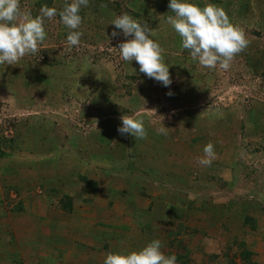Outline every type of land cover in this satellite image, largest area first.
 Here are the masks:
<instances>
[{
  "label": "rangeland",
  "instance_id": "rangeland-1",
  "mask_svg": "<svg viewBox=\"0 0 264 264\" xmlns=\"http://www.w3.org/2000/svg\"><path fill=\"white\" fill-rule=\"evenodd\" d=\"M38 1L20 0V5L35 17ZM53 1V7L63 8L65 0ZM108 2L94 11L83 8L78 45L67 44L69 30L57 14L45 20L46 39L35 55H25L17 65L0 64V135L13 138L15 146L0 158V264H103L109 251L144 246L136 244L135 235L151 217L150 199L171 205L174 194L183 213L189 200L184 204L182 198L197 206L232 204L228 221L193 212L175 221L161 219L167 235L161 239L179 246L176 240L182 237L187 244L182 253L187 258L177 264H264V0H198L201 6H222L249 41L227 70L191 59L167 23L162 0ZM122 12L154 29L169 65V87L141 73L135 60L121 58L117 47L126 38L122 32L113 38L110 23ZM18 71L32 72L34 81L28 84ZM123 83L134 84L130 95H124L128 86ZM125 114L166 134L158 143L150 134L139 140L121 135L117 128ZM12 121L19 124V135ZM35 126L40 137L45 135L40 143L33 136ZM113 127L116 139L99 144V136ZM209 141L215 145V163L201 165L198 157ZM107 153L116 161L101 162ZM170 163L175 169L170 165L165 172ZM65 196L73 199L71 212L62 209ZM247 214L256 219V229L245 225ZM177 225L185 235L175 234ZM48 238L57 249L43 246ZM78 242L88 246L77 250ZM243 245L252 253L250 260L241 255Z\"/></svg>",
  "mask_w": 264,
  "mask_h": 264
},
{
  "label": "clouds",
  "instance_id": "clouds-1",
  "mask_svg": "<svg viewBox=\"0 0 264 264\" xmlns=\"http://www.w3.org/2000/svg\"><path fill=\"white\" fill-rule=\"evenodd\" d=\"M88 5L89 0H65L59 10L42 5L39 14L33 17L30 11L21 8L20 0H0V64L17 65L25 55H35L46 39L45 20L57 14L69 30L67 44L78 45L83 35L81 9ZM168 7L173 14L166 20L180 36L181 47L189 50L193 61L206 68L229 69L234 56L249 43L242 27L218 4L205 2L201 6L198 0H169ZM110 24L115 26L111 33L113 38L120 32L126 38L117 47L121 58L135 60L141 73L169 87L172 83L169 65L164 61L159 41L153 38L154 29L149 23L122 12L114 16ZM168 94L171 95V91ZM120 119L117 131L121 135H131L137 140L147 137L142 118L125 114ZM158 131L166 134L164 128ZM202 151L198 162L210 166L216 156L214 143L209 141ZM103 264H177V256L166 254L162 241L154 238L138 249L109 251Z\"/></svg>",
  "mask_w": 264,
  "mask_h": 264
},
{
  "label": "crops",
  "instance_id": "crops-1",
  "mask_svg": "<svg viewBox=\"0 0 264 264\" xmlns=\"http://www.w3.org/2000/svg\"><path fill=\"white\" fill-rule=\"evenodd\" d=\"M29 68L31 67V66H28ZM21 73H23L22 75H21V79L22 80H28L27 82H28V84H30L31 82H33L34 80H33V78H34V76L35 75H33V73L32 72H28L27 71V73H25V72H22V71H18L16 74L17 75H19V74H21ZM53 78V77H52ZM38 79H39V76H38ZM33 80V81H32ZM216 117V116H215ZM115 123V122H114ZM115 126H116V123L114 124ZM109 126V125H108ZM106 130V129H105ZM146 130H147V136H148V134H150V136H152L153 135V137H155L156 138V142L158 141L159 142V139H162L163 138V135L158 131V127H156V126H152V125H147V128H146ZM116 135H117V132H116V130H114V127L113 128H107V130L105 131V133H104V135L102 134V135H100L99 136V141H98V143L99 144H101V145H103V144H105V145H107L109 142H110V140L111 139H116ZM43 136H45V135H42L41 137L39 136L38 137V140H39V143L41 142V140H42V137ZM46 137H48V139H49V135L47 134L46 135ZM77 140H78V138L77 137H75ZM121 138H122V141L121 142H123V137L121 136ZM80 139V138H79ZM50 140V139H49ZM77 140H74L75 142H77ZM72 142H73V140H72ZM157 142V143H158ZM124 143V142H123ZM161 144V143H160ZM45 145H47V143H45ZM94 148V147H93ZM185 148L187 149H190L187 145L185 146ZM95 149V148H94ZM182 149H184V148H182ZM93 150V149H92ZM92 150H89V151H92ZM48 151L49 152H53V150H52V148H51V146H49V149H48ZM165 151H162L161 153H160V151H159V153H158V155H161V154H163ZM157 155V156H158ZM94 156H98V154H94ZM99 157V156H98ZM102 161L101 162H104V161H107V159H106V156H102ZM151 160V159H150ZM152 162H153V164L155 165V170H157V167H158V164H157V159H156V157L155 158H153L152 159ZM217 162V161H216ZM212 163H215V162H212ZM211 163V164H212ZM217 164V163H216ZM148 165H149V163H148ZM147 165V166H148ZM170 165H173L172 166V168L173 169H175V165L173 164V163H170L169 165H166V166H164V171L166 172V167L167 166H170ZM215 168H213V170H214ZM220 169V168H219ZM163 171V170H162ZM209 171L211 172V170L209 169ZM178 172H183L181 169H178ZM150 180H148V182H149ZM176 182V178L174 177L173 178V181H172V183H175ZM109 184H110V180H109V182H108ZM150 183H152L151 185H154L155 184V182H150ZM172 183H170V184H172ZM203 183H201V185H202ZM159 186V185H158ZM158 186H154V187H158ZM159 187H162V186H159ZM158 187V188H159ZM195 187H196V185H195ZM104 188V185L103 186H101L100 185V189H103ZM162 188H166L168 191H169V188H167V186L166 187H162ZM195 189H197V190H199L197 187L195 188ZM174 195H176L177 197L174 199L176 202H178V203H176V202H174V203H172L171 205H168V204H170L172 201H170V203H168L167 205L166 204H159V205H155L154 204V201H153V199H156V197L154 198H152V199H150V203H149V206H148V209L150 210L149 212H150V214H151V217H150V219H147V220H145L144 221V223H143V227H142V229H144V230H139L138 232H137V235H135V237H136V239H138V241H137V245H141V243H144V242H146L145 244H147L148 242H150L152 239H154V238H159L161 241H162V243H163V251L166 253V254H172V253H176V255H179V256H182L183 254V252L184 251H186V249L187 248H185L186 247V245L187 244H184V245H182V237H180L179 238V240H176L178 243H179V246H175V245H172V243H171V241L170 242H166V240L167 239H161V237L162 236H166L167 237V235H165V233L164 232H166V231H164L163 230V228H162V225H163V223H165V222H161L162 220H174L175 221V219L176 220H178L176 217H181V216H185L186 214H190V215H192V212L193 213H195L196 215H201L202 217L204 216V214L206 213V214H209V213H211V215H210V217H209V220H215V219H221L219 222H222V221H224V220H226V221H228V220H230V218H228L227 216H226V214H227V212H228V210H229V208L231 209V202L229 201L228 202V204H224V203H221V202H219V201H210V202H208V203H204V204H202L201 206H197V205H195L194 203H191V200H190V198H182L183 199V203L185 204L186 202H187V200H189L188 201V204H189V206H194V208L192 207V208H190L189 206H187L186 207V205L185 206H183L184 208V213L182 212V206H181V208H180V202L181 201H179V199H177L178 198V195L177 194H174ZM172 196H173V194H172ZM148 199V198H147ZM181 199V200H182ZM149 200V199H148ZM175 204H179V206H174ZM165 206V207H164ZM73 207V206H72ZM173 207L176 209V211L173 209ZM180 211V212H179ZM230 211V210H229ZM231 212V211H230ZM220 213H223L222 214V216L219 218L218 216H220L219 214ZM127 217V216H126ZM226 218V219H225ZM162 219V220H161ZM223 219V220H222ZM154 221H156V225L153 223ZM168 222H170V221H168ZM160 227V228H158L157 229V227ZM165 227V226H164ZM180 230H182V235H185V230L182 228V226H180L179 225V229H178V225H177V228H176V233L175 234H177ZM196 231V230H195ZM121 233H123V234H125V235H129V234H126V233H124V232H121ZM102 235H103V233H102ZM174 237H176L175 235H174ZM178 238V237H177ZM163 241H165V242H163ZM192 244V243H191ZM86 246H88L86 243H84V242H79V245H75V246H73V247H75L77 250H79V249H82V248H84V247H86ZM189 246V245H188ZM172 247V248H171ZM184 247V248H183ZM137 248H140L139 246H137ZM89 251V253L90 254H92L93 256V258H96V257H94V253H93V250H91V249H89L88 250ZM182 260H184L183 258H182ZM96 261V260H95ZM94 261V262H95ZM101 261V260H100ZM69 264V263H68ZM86 264H90V263H86ZM94 264H97V263H94ZM101 264H102V261H101Z\"/></svg>",
  "mask_w": 264,
  "mask_h": 264
},
{
  "label": "trees",
  "instance_id": "trees-1",
  "mask_svg": "<svg viewBox=\"0 0 264 264\" xmlns=\"http://www.w3.org/2000/svg\"><path fill=\"white\" fill-rule=\"evenodd\" d=\"M128 2L129 1H131V0H127ZM53 0H39L38 2H37V6L38 7H41L42 5H48L49 7H53ZM93 4H95V6L94 7H91V5H93ZM109 5V2H108V0H89V8H92V10L94 11L95 9H96V6L98 7H100V6H103V5ZM168 4H169V0H162V5H161V9L163 10V11H165L166 13H165V18L168 16V15H172L173 13H171V11H170V9H169V7H168ZM104 6V7H105ZM117 7V9L120 11V3L117 1V2H115V8ZM83 9V8H82ZM81 9V15H83L84 16V12H85V10L87 9V8H84L83 10ZM98 9V8H97ZM134 15H136L137 13H134V12H132ZM136 16H138V15H136ZM186 50V52H188L189 53V50H187V49H185ZM41 54H43V53H41ZM122 64H123V62H122ZM128 77V79H131V80H134V79H136V77L135 76H131V75H129V76H127ZM132 82H134V81H132ZM123 85L126 87V86H128V89L126 90V92H127V94H124V95H130V93H131V87L134 85H132V84H127V83H123ZM12 126H13V128L15 129V131H16V134L15 135H19L18 133H19V131H18V129H19V124L18 125H16L13 121H12ZM24 124H26V125H28V123H25V122H21V124H20V126L21 125H24ZM28 127H30L29 125H28ZM36 127L37 126H35V128H33L34 129V132H33V136L34 137H38L39 135H38V133H37V129H36ZM30 130H32L31 128H29ZM13 142H14V139L13 138H10V140L8 139V138H6L5 136H4V134H1L0 135V158H2V157H4L6 154H7V149H13L15 146H13L14 144H13ZM107 155L108 156H106V159H107V161L108 160H110V161H112V162H114V161H116L115 160V158H114V154L113 153H107ZM130 164H131V162H130ZM133 164V163H132ZM134 169V168H133ZM145 173V172H144ZM136 175V174H135ZM135 175H133V176H135ZM73 199L72 198H70L69 196H65V202L63 203V205H62V209L64 210V211H67V212H71V211H73ZM244 222H245V225H249L252 229H256V227H257V222H256V219L254 218V217H252L251 215H249V214H247L246 216H245V220H244ZM120 226L119 225H117V227L115 228V230L117 229V228H119ZM59 240H60V238L58 237V236H55V241L56 242H59ZM235 243H236V241H234ZM234 242H233V244H234ZM77 245H79V242L78 243H76ZM233 244H230V245H226V249H225V251L223 252V254H222V258L223 257H225V258H227V256H228V251L230 250V249H232V247H233ZM54 245V246H53ZM43 246L44 247H46V246H48V250L49 249H51V248H55V249H57V244H52V239L51 238H48V240L43 244ZM244 246V245H243ZM59 247V246H58ZM245 247V246H244ZM252 253L249 251V250H247L246 249V247L244 248V250L241 252V255H242V257L244 258V259H248V260H250V255H251ZM219 257H221L220 255H218V254H216L215 255V258L216 259H219ZM187 258V255L185 256V257H183V259L185 260ZM177 259L178 260H180V262H182V256H177ZM234 263V262H233ZM70 264H74L73 262H70Z\"/></svg>",
  "mask_w": 264,
  "mask_h": 264
}]
</instances>
